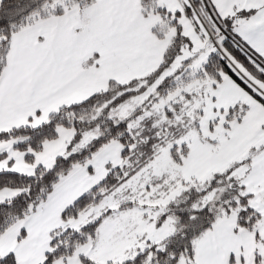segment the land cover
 Masks as SVG:
<instances>
[{"label": "snow or ice", "instance_id": "obj_1", "mask_svg": "<svg viewBox=\"0 0 264 264\" xmlns=\"http://www.w3.org/2000/svg\"><path fill=\"white\" fill-rule=\"evenodd\" d=\"M0 264H264V0H0Z\"/></svg>", "mask_w": 264, "mask_h": 264}]
</instances>
